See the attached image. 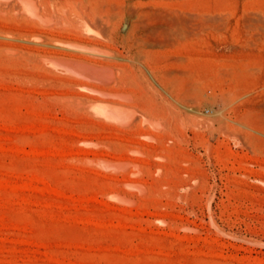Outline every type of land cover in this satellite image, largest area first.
<instances>
[{
	"label": "rangeland",
	"instance_id": "374dc122",
	"mask_svg": "<svg viewBox=\"0 0 264 264\" xmlns=\"http://www.w3.org/2000/svg\"><path fill=\"white\" fill-rule=\"evenodd\" d=\"M158 1L82 32L0 0V264H264V0ZM166 4L182 35L136 41L134 10ZM43 31L114 55L132 123L50 66L79 58Z\"/></svg>",
	"mask_w": 264,
	"mask_h": 264
},
{
	"label": "bare ground",
	"instance_id": "6f19581e",
	"mask_svg": "<svg viewBox=\"0 0 264 264\" xmlns=\"http://www.w3.org/2000/svg\"><path fill=\"white\" fill-rule=\"evenodd\" d=\"M22 1H24L23 3L24 7L30 10L29 11L30 13L31 12L36 13L42 19V21H44V23L47 20H51L49 22H52L54 20L53 19L54 16H52L51 14L54 11L51 12L50 8L54 6L59 8L60 10H62L61 17L62 19H64V24L68 26V28L80 30V31H82L83 29L89 30L87 27V24L89 23H91V25H94L95 27L104 26L106 22L108 23L112 20L113 12L116 11L119 6L116 2L117 0L115 2L114 0H43L41 2L43 3V6H38L37 3L35 4L33 2V0H22ZM158 2H160V0ZM181 6L179 4L178 5L175 4L174 6H170V5L168 6L166 4V6L159 9L158 8L135 9L134 12L138 13L140 17V19L136 22V31H135L136 41H140V43H142L144 46L147 45L161 46L167 42L178 39L182 35V25L186 21V17L184 16V9H183L184 6H182L183 8ZM53 9L55 10V8ZM53 14L56 13L54 12ZM208 16H209L208 18H210V15ZM61 17H58L59 18L58 21H60ZM130 20L131 19L127 17L126 21L123 24V30H127L129 28L131 24ZM41 23L43 24V22ZM59 23L60 22H58V24ZM61 23L63 22L61 21ZM55 24L57 25V23ZM44 32L45 31L42 32L43 33V36L41 38L42 43L48 44L55 48L67 50L69 52L68 55L76 56L77 58L81 59L79 60V59L49 57L48 59L45 58L44 60L47 61L51 59L53 63L50 62L49 63L51 64L50 66L52 67H53L52 64H54L55 66L67 71L68 73L77 74V76L79 75L82 77H87V78H83L82 80L80 79L82 84H84V87L90 88L98 92L100 95L99 97H97V99L105 101V102H99L98 104L95 105L90 104L89 106L91 108L94 107L95 111L103 114L108 119H112V121L114 120L119 121L120 124L121 122L132 123L130 120H132L133 118L127 112L129 108V107L127 108L128 105L122 106L110 102V101H114V99L112 98L115 96L128 98L130 100L133 98V96L129 93L126 92L123 93L119 91L113 92L110 91L111 89H109V87L119 88L123 85L125 86L123 72H121L119 68L114 67V65L107 64L104 66H100L97 63L98 61H103L107 57H111V56L114 57V55L112 53L103 51L102 49L99 48H95V47L91 48L82 43L68 41L72 39L71 37H68L69 35H67V38L64 37L61 38V37H55L57 35L54 34L55 32L53 33L54 35H48V34L46 35L44 34ZM67 34L70 33L67 32ZM125 40L128 43L127 46L130 47L131 49H134L135 41L132 40L131 38H127ZM72 51L77 52L76 55H73L75 53H71ZM149 52L150 54L157 53V51H152V50L151 51L149 50ZM103 62L105 63V61ZM135 100L137 101V99ZM143 112H144L143 113L144 115H142L143 119L148 120L150 114L146 110H143ZM126 182L132 184L135 181L128 179L126 180Z\"/></svg>",
	"mask_w": 264,
	"mask_h": 264
}]
</instances>
